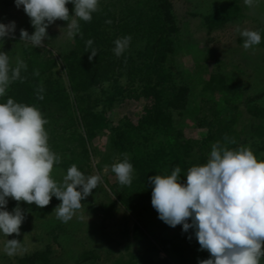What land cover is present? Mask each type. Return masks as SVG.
I'll return each instance as SVG.
<instances>
[{
	"label": "rangeland",
	"instance_id": "obj_1",
	"mask_svg": "<svg viewBox=\"0 0 264 264\" xmlns=\"http://www.w3.org/2000/svg\"><path fill=\"white\" fill-rule=\"evenodd\" d=\"M230 1L239 3L241 17L208 32L203 23L204 16L216 6ZM99 2L115 4L119 16L122 10L141 7L140 0ZM172 7L178 34L171 72L175 84L187 85L190 93L186 109L173 113L175 132L171 131L168 141L173 144L176 132H180L179 143L187 140L201 142L208 127L217 129L218 124L227 125L235 143L224 140L225 144L222 145L229 149L250 146L258 161L264 160V149L257 150L264 147V117L252 113L256 108L264 109V46L259 44L246 50L244 41L241 42L244 37L240 34L244 29L264 31V0H253L252 6L246 5L244 0H172ZM11 21L16 23L15 32L12 36L0 38V52L8 54L11 65H15L17 58L23 61L24 52L34 48L29 41L20 39V30L25 29L31 35L35 29L23 5L19 8L16 5L0 6V23L8 24ZM67 25L68 21L63 20L49 25L44 47H35L42 58L59 61V55L68 53L73 38L68 39L66 35ZM216 74L226 78V84L235 90L233 95L226 90H205L209 79ZM144 108L151 111V116L158 113L151 101L124 100L113 103L106 113L111 122L109 127L125 121L135 125ZM162 117L161 113L157 114L159 120ZM108 128L102 129L88 145L92 153L88 161L84 159L82 173L85 176L99 174L101 180L92 194L81 201L82 208L71 220L63 222L54 212L61 203L55 196L43 208L24 202L26 208L20 207L25 216L20 235L14 233L6 237L0 233V264H17L19 258L46 249L49 250V264H117L118 261L120 264L128 261L130 264H198L200 260L210 258L207 250H201L195 229L190 228L185 232L182 225H167L159 219L151 198L123 206L119 195L126 197L133 188L131 184L120 185L111 171V166L121 162L125 156L111 149V132ZM67 137L65 134L66 142L57 139L56 144L63 146L60 150L50 148L60 156L59 164L67 163L72 158L71 154L64 152L67 150L64 148L78 151L76 144L69 143ZM210 153L211 149L204 152L205 164ZM198 156L196 148H192L186 159L189 167L200 165ZM66 174L67 170L60 167H53L51 173L58 183L63 182ZM135 178L134 170L132 182ZM10 198H7L6 205L9 212L17 207L10 202ZM188 222L191 223V219ZM134 225L141 231L133 232ZM150 234L158 235L162 240H172L175 250L149 252L144 237ZM7 239L21 241V249L13 256L4 252ZM88 256L93 258L86 260ZM261 264H264V259Z\"/></svg>",
	"mask_w": 264,
	"mask_h": 264
},
{
	"label": "trees",
	"instance_id": "obj_2",
	"mask_svg": "<svg viewBox=\"0 0 264 264\" xmlns=\"http://www.w3.org/2000/svg\"><path fill=\"white\" fill-rule=\"evenodd\" d=\"M140 1V8H127L121 11L120 16L115 4L99 2V10L92 14L90 22L79 21L80 33L73 38L68 53L59 55V61L42 58L37 48L26 50L23 59L26 70L21 69V79L13 81L6 89L5 96L0 97V103L12 98L17 103L35 106L42 112L48 120L45 128L52 150L63 147L57 145L56 141L63 139L66 142L64 137L67 134V141L75 143L78 151L64 148L67 149L64 152L71 154L72 158L67 163L54 164V167L68 170L75 163L81 172L84 159L88 161L92 153L88 145L111 124L106 116L107 109L113 103L124 100L151 101L157 114L163 115L161 120L157 114L151 116V111L144 108L135 125L125 121L108 128L111 132V149L127 156L136 172V178L131 183L132 191L126 197L119 195L123 206L151 198L154 185L149 177L170 175L179 166L181 180L186 181L190 168L186 159L192 148H196L199 155L197 161L202 165L206 162L204 152L211 149L214 143L219 141L225 144L224 140L230 143L233 139L228 133V126L218 124L217 129L208 127L201 142L187 140L179 143L180 132H176L173 144L168 141V136L174 130L173 113L186 109L190 93L187 85L175 84L171 72L178 28L172 13V0ZM12 5H15V0H0V6ZM66 7L69 15H74V5L69 3ZM241 15L239 3L230 1L216 6L204 16L203 23L207 31L212 32ZM257 31L261 34L260 44L264 46V31ZM125 36H131L130 44L117 57L113 51L114 41ZM89 39L93 41L90 47L87 45ZM245 39L242 38L241 42ZM93 49L97 55L90 61L88 57ZM37 70L39 75L34 74ZM41 87L43 92L39 93ZM205 90L235 93L220 74L209 79ZM38 94L43 99H39ZM252 113L264 117V109L256 108ZM10 202L26 208L23 201L10 198ZM135 231L140 232L141 229L134 225ZM144 240L149 252L175 250L172 240H162L155 234L145 236ZM48 255V249L35 252L19 258L17 264H49ZM92 258L85 257L86 260ZM122 264H130V261Z\"/></svg>",
	"mask_w": 264,
	"mask_h": 264
},
{
	"label": "clouds",
	"instance_id": "obj_3",
	"mask_svg": "<svg viewBox=\"0 0 264 264\" xmlns=\"http://www.w3.org/2000/svg\"><path fill=\"white\" fill-rule=\"evenodd\" d=\"M69 3L74 5L71 16L66 7ZM244 3L252 6L253 0H244ZM15 5L17 8L23 5L35 29L31 35L21 29L20 39L29 41L34 48L44 47L47 29L56 20L68 21L66 35L72 39L80 33L79 21L90 22L92 14L99 10V0H15ZM15 28V21L0 23V38L12 36ZM240 34L246 38L243 44L246 50L261 42L257 30L244 29ZM130 41L131 36L114 41L117 57ZM92 43L91 39L87 41L89 47ZM96 55L93 49L89 60ZM26 68L19 58L13 67L9 55L0 52V97L5 96L13 81L21 79V69ZM34 74L39 75L38 70ZM42 92L41 87L39 93ZM38 98L43 96L38 94ZM47 123L35 106L17 103L12 98L0 103V233L6 237L14 233L19 236L25 219L19 205L11 212L6 210L7 198L43 208L55 196L61 203L54 212L58 219L68 222L101 180L99 174L85 176L75 163L68 168L62 183L52 178L54 164L60 163V156L50 149ZM230 142L234 144L235 140ZM111 171L120 185L132 183L134 169L127 156L114 163ZM180 173L177 166L170 175L149 177L154 185L151 204L167 225H182L185 232L195 229L201 250L210 253V258L198 264H261L264 259V160L258 161L250 146L229 149L217 141L206 164L190 167L186 181L182 182ZM21 247L18 239H7L4 252L13 256Z\"/></svg>",
	"mask_w": 264,
	"mask_h": 264
}]
</instances>
